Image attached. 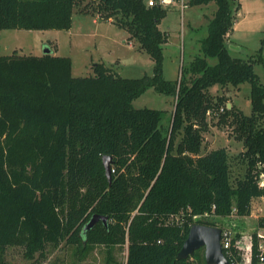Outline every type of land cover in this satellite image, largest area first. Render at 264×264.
<instances>
[{"label": "trees", "instance_id": "obj_1", "mask_svg": "<svg viewBox=\"0 0 264 264\" xmlns=\"http://www.w3.org/2000/svg\"><path fill=\"white\" fill-rule=\"evenodd\" d=\"M83 1L0 0V32L70 29ZM97 2L101 17L125 28L148 52L154 71L128 78L98 62L92 75L75 76L72 59L55 49L0 52V264L10 245H25L32 257L63 241L76 246L73 264H81L90 244H127L123 264H208L205 254L201 263L177 257L191 227L217 226L205 213L249 216L253 200L264 196V82L253 58L233 57L227 45L240 3L189 0L190 7L215 2L217 9L202 55L182 68L180 80H170L164 77L169 37L160 28L168 8L146 0ZM244 82L251 83L250 115L223 107V98L215 100L210 91ZM150 88L176 97L168 129L163 110L133 105ZM216 114L245 147L242 174L234 181L225 147L202 153L208 116ZM104 156L112 158L111 183ZM94 214L107 222L99 219L86 229ZM257 222L264 229V215ZM257 247L253 264H259ZM110 250L114 261L108 263L118 264Z\"/></svg>", "mask_w": 264, "mask_h": 264}, {"label": "rangeland", "instance_id": "obj_2", "mask_svg": "<svg viewBox=\"0 0 264 264\" xmlns=\"http://www.w3.org/2000/svg\"><path fill=\"white\" fill-rule=\"evenodd\" d=\"M148 1V0H146ZM97 0H84L73 15L70 29H3L0 32V52L3 55H42L46 49H55L58 55L68 56L73 62V75H92L93 64L103 62L123 77L140 78L153 73L155 62L146 50L139 48V42L130 39L129 32L100 16L95 7ZM240 8L235 15V23L227 38V45L233 57L250 60L253 58L254 71L261 82H264V0H237ZM177 7V6H176ZM176 7H169L160 28L168 33V42L164 50V77L180 80L182 68L192 63L195 57L202 55L201 41L208 33V23L217 9L215 2L193 5L182 14ZM262 56V61L259 57ZM211 65L216 58H208ZM192 76L185 81L190 84ZM215 100L223 98L224 105H234L244 114L252 113L251 83L244 82L237 86L214 85L210 88ZM176 97L148 89L133 101L136 108H156L164 111L162 123L165 129L170 127L175 109ZM209 129L204 133L202 153L225 147L232 161V181L242 174L240 165L241 153L245 150L242 141L236 139L233 127L220 121V116L209 115ZM228 122V121H227ZM180 139V136L178 137ZM264 215V200L254 199L249 216L235 214L220 217L205 213L202 217L212 218L219 227L229 228L238 239L253 234L257 221ZM242 237V238H241ZM127 244L118 246L90 244L81 264H114L108 258L107 251H112L118 264L127 258ZM76 246L61 242L57 247L49 246L44 255L39 251L32 257L27 256L23 244L8 246L5 253L6 264H73L78 261ZM205 247L196 249L188 257L192 263H201ZM206 257V255H205Z\"/></svg>", "mask_w": 264, "mask_h": 264}, {"label": "water", "instance_id": "obj_3", "mask_svg": "<svg viewBox=\"0 0 264 264\" xmlns=\"http://www.w3.org/2000/svg\"><path fill=\"white\" fill-rule=\"evenodd\" d=\"M45 52L48 53L50 50L46 49ZM111 161L112 158L110 156L103 157L106 175L110 183L112 181ZM99 219H103L106 223L108 217L94 214L87 223L86 229L93 227ZM221 233L222 229L219 226L194 224L177 257L179 259L187 258L196 249L205 247L206 261L208 264H231L225 257L221 247Z\"/></svg>", "mask_w": 264, "mask_h": 264}, {"label": "built area", "instance_id": "obj_4", "mask_svg": "<svg viewBox=\"0 0 264 264\" xmlns=\"http://www.w3.org/2000/svg\"><path fill=\"white\" fill-rule=\"evenodd\" d=\"M149 5H160L165 8L176 7L182 14L188 9L189 0H148ZM260 185L264 187V174L260 179ZM264 200V196L261 197ZM207 214V213H206ZM221 247L225 257L231 264H253V247H258V263L264 264V229L257 227L255 243L254 233L247 234L244 239H238L229 228L221 227Z\"/></svg>", "mask_w": 264, "mask_h": 264}, {"label": "crops", "instance_id": "obj_5", "mask_svg": "<svg viewBox=\"0 0 264 264\" xmlns=\"http://www.w3.org/2000/svg\"><path fill=\"white\" fill-rule=\"evenodd\" d=\"M170 37V36H169ZM126 248L128 249V246L126 245ZM126 255H127V251H126ZM125 261V260H124Z\"/></svg>", "mask_w": 264, "mask_h": 264}]
</instances>
